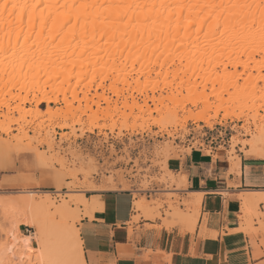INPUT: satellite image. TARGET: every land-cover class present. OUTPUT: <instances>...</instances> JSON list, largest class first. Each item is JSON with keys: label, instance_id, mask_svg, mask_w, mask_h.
I'll return each instance as SVG.
<instances>
[{"label": "rangeland", "instance_id": "1", "mask_svg": "<svg viewBox=\"0 0 264 264\" xmlns=\"http://www.w3.org/2000/svg\"><path fill=\"white\" fill-rule=\"evenodd\" d=\"M212 14L202 22L198 16L171 44L135 46L128 34L115 36L119 25L110 20L53 24L51 16L41 25L43 15L31 22L16 12L10 23L0 20L1 35L19 32L15 42L0 40V199L48 192L50 214L59 219L68 203L66 222L77 227L86 215L74 201L80 193L129 189L141 211L135 219L171 226L194 207L170 162L199 147L227 155L232 168L239 152L263 155L264 67L254 69L263 52L243 57L247 70L235 71L227 56L231 32L211 30ZM172 25L157 23L153 32ZM12 52L25 64L7 58ZM42 91L50 100L37 101ZM10 222L0 207V246ZM32 230L21 225L22 233Z\"/></svg>", "mask_w": 264, "mask_h": 264}, {"label": "crops", "instance_id": "2", "mask_svg": "<svg viewBox=\"0 0 264 264\" xmlns=\"http://www.w3.org/2000/svg\"><path fill=\"white\" fill-rule=\"evenodd\" d=\"M214 155L194 150L170 162L184 175L181 190L188 200L201 194L194 224L135 219L141 211L129 189L91 194L102 206L77 224L86 264H264V195L253 203L244 200L264 192V154L239 152V168H232L227 155Z\"/></svg>", "mask_w": 264, "mask_h": 264}, {"label": "bare ground", "instance_id": "3", "mask_svg": "<svg viewBox=\"0 0 264 264\" xmlns=\"http://www.w3.org/2000/svg\"><path fill=\"white\" fill-rule=\"evenodd\" d=\"M259 1L0 0V20L10 23L15 12L18 18L24 16L28 18L29 16L31 22L36 21L37 16L43 15L45 18L41 17L43 18L41 25L51 16L53 24L63 23V21L67 20H81L83 23H87L90 20L92 23L104 24L105 21L110 20L119 25V28L115 30V36L123 39L128 34L127 41L132 46H135L145 45L153 39L154 41H165L171 44L181 29L189 30L195 24L198 16L203 14L202 22L204 17L217 11L215 16L212 14L214 18L209 28L215 31L221 26V28L223 27L221 31L231 32L232 38L228 42L227 53L229 65L235 71L240 66L247 70L246 60L255 59L258 53L263 52L261 59L255 61L254 65L256 66L254 69L258 68L259 70L261 65L264 67V47H262L261 41V37L264 35V9L259 12V8L255 6L251 8L244 7L246 4L257 5ZM13 5H16V7H13ZM37 12H39V15ZM119 20H124V24H118ZM110 21L108 24L111 23ZM162 22L166 24V28L173 24V30L153 32V27L157 23ZM128 25L131 29L126 31L125 26L128 27ZM119 29H123L122 32ZM18 37L19 32L15 33L11 28L3 32V35L0 32V40H3L2 44L10 43L13 40L15 42ZM196 40L194 39L193 43H196ZM193 50L190 49L188 52ZM243 57L247 59L243 60ZM7 58L17 62L18 66L25 64L24 57L19 56V53L16 52H12ZM55 62L52 61L51 63ZM30 64L33 65V63ZM1 65L2 63L0 62V68ZM139 80L137 79L136 83H139ZM41 94V97L37 98L38 102L46 99L50 100L45 91H42ZM47 112L52 113L50 111ZM237 166L239 168L240 159L237 161ZM38 193L37 190H26L18 192L12 199H0V207L5 216L11 219L7 238L0 246V262H3V264H44V261L50 257L53 251L59 249V258L78 259L81 264H86L82 243L79 247L78 256L75 252L76 237L79 236L81 240L79 230L75 225L67 223L65 219L70 211L68 203H63L58 209L60 218L57 219L49 212L50 207L53 205V202L47 198L50 194L43 192L45 198L36 199L35 195ZM259 195H264V192L249 193L247 199L245 198L244 200L253 203L256 196ZM191 196H193V199L188 204L194 207V211L190 213L189 218H186L184 222L190 221L194 224L200 213L201 194L193 193ZM74 201L78 206H83L81 209L85 210L86 216L92 215L97 206L102 204L97 197H92L89 200L88 197L83 196L81 193ZM140 204L137 206L139 207ZM99 209L102 208L100 207ZM22 224L33 228V230L29 233H22L20 229Z\"/></svg>", "mask_w": 264, "mask_h": 264}, {"label": "snow or ice", "instance_id": "4", "mask_svg": "<svg viewBox=\"0 0 264 264\" xmlns=\"http://www.w3.org/2000/svg\"><path fill=\"white\" fill-rule=\"evenodd\" d=\"M253 6L258 7L260 9H264V0H260L259 4L257 5H251V4L244 5V7L247 8H251ZM13 7H16V5H13ZM261 41H262V47H264V35H262ZM85 232H87V229H85ZM81 243L82 241L80 240L79 236H77L75 241V252L77 256L79 254V247ZM0 264H3V262H0ZM44 264H81V262L78 259L68 260V259L59 258V249H56L53 251L50 257L44 261Z\"/></svg>", "mask_w": 264, "mask_h": 264}, {"label": "built area", "instance_id": "5", "mask_svg": "<svg viewBox=\"0 0 264 264\" xmlns=\"http://www.w3.org/2000/svg\"><path fill=\"white\" fill-rule=\"evenodd\" d=\"M197 150H199V151H203V149H201V147L197 148Z\"/></svg>", "mask_w": 264, "mask_h": 264}]
</instances>
